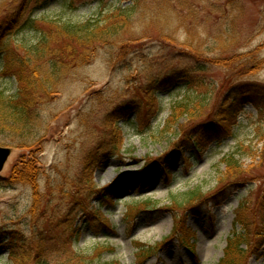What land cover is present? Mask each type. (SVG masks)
Returning <instances> with one entry per match:
<instances>
[{
    "label": "rangeland",
    "instance_id": "374dc122",
    "mask_svg": "<svg viewBox=\"0 0 264 264\" xmlns=\"http://www.w3.org/2000/svg\"><path fill=\"white\" fill-rule=\"evenodd\" d=\"M133 1L39 0L31 3L33 13L26 18L45 14L77 22ZM20 2L0 0V18ZM163 2L167 14L157 26L174 42L161 43L156 36L141 41L143 48L133 54L130 66L119 69H111L113 47L99 48L89 65L62 69L57 93L38 107L37 136L28 141L43 137L40 150L13 148L16 143L0 138V146L12 150L3 178L16 174L22 181L27 162L36 167L33 182L0 181V264H34L19 261L24 253L16 247L42 231L47 264H264L259 214L264 195V0H160L159 5ZM22 34L35 33L27 29ZM17 42L5 41L7 48ZM181 51L221 63L204 64ZM237 53L243 56L232 64ZM254 67L258 71L250 73ZM244 70L249 73L242 77ZM157 73L175 80L157 86L153 105L140 95V86ZM196 78L207 83L196 86ZM186 81L195 83L190 87ZM201 91L212 96L210 110L192 123L179 119L178 131L191 133L185 143L192 139L179 149L184 134L176 138L161 131L174 105ZM243 92L247 103L225 105ZM116 128L123 144L111 155L105 149ZM228 155L239 160L240 174L228 175L223 162ZM93 156L98 161L86 167ZM157 160L163 165L154 168ZM126 174L138 177L130 189L123 184L128 179L119 180ZM119 188L126 192L113 193ZM193 191H200L206 202L172 206L173 197L181 200ZM176 214L186 218L179 221ZM181 229L189 235L186 244L171 239L147 257L139 251L178 238ZM237 237L243 247H236Z\"/></svg>",
    "mask_w": 264,
    "mask_h": 264
},
{
    "label": "trees",
    "instance_id": "16d2710c",
    "mask_svg": "<svg viewBox=\"0 0 264 264\" xmlns=\"http://www.w3.org/2000/svg\"><path fill=\"white\" fill-rule=\"evenodd\" d=\"M34 1L35 3L39 2V0H21L13 9L8 10L6 16L0 18V138L10 139L17 144V148H25L30 150V152L40 150V145L43 141V137L32 142L28 141L35 134L37 136V129L41 119V113L38 111V107L48 102L53 94L57 93L58 84L63 77L62 69L79 68L89 65L97 56L99 48L108 45L113 47L110 60L111 69H119L130 66L133 60V54L143 48L141 41L151 39L153 36H156L161 43L164 40L175 41L172 36L165 35L163 31H160L161 26H157L161 22L159 21L161 16L167 14V6L165 8V2L159 5L160 0H153L151 2L134 0L133 4L127 7H114L106 12L99 13L97 17H91L77 22L51 18L45 14H42L44 16H41L42 18L40 19L26 18L28 13H33L29 8ZM44 5L45 3L42 4V6ZM136 25L145 28L137 33L134 30ZM27 29L35 34L33 36L22 34ZM11 39L18 40V42L14 47L7 48L5 41L8 42ZM191 53H193V57L204 64L221 63V61L217 60L215 62L204 54L189 52V54ZM182 54L189 57V54L186 52L181 51ZM240 56L243 55L238 53L234 54L231 63L235 64L236 59L240 58ZM258 69L257 67L250 68V73H254ZM201 71L200 69L196 72ZM248 73V70H244L242 74L240 73V76L243 77ZM174 80V77H164L157 73L150 78L148 85L140 86L142 92L140 95L154 105L159 97L156 94V89L159 88L157 86L173 84ZM194 81L197 82V78ZM194 81H186V84L193 87ZM206 83L207 81L200 80L196 86L201 85L200 87L202 88ZM244 92L242 95L237 94L235 96L237 97L236 100L232 99L228 103L225 102V105L227 104V106L231 107V105L234 106L237 103L240 105L247 103L245 102ZM211 100L212 96L209 92L204 93L201 91L197 92L195 97L190 99V101L183 100L178 102L174 105L170 116L166 120L165 127L161 132L163 134L173 133V137L176 138L177 135L182 137L184 134L185 137L180 138L179 141L186 140V138L190 137L191 133L187 134V131H182L181 129L178 131V128L181 126L179 125V119L185 118L186 121H190L191 123L197 121L210 110ZM139 111L138 109L136 112L139 113ZM226 111L228 110H224L225 113ZM116 129L117 133H114L112 135L113 137L108 140L111 143L105 149L111 155H114L118 151L117 146L119 147L123 144V139L119 132L121 129ZM147 157L149 158V156ZM97 161L95 156L91 157L86 162V167H91ZM151 161V159H148V162ZM223 162L227 165L228 175H234L235 171L237 172L236 175L240 174L238 169L241 168V165L234 155H228ZM24 169V180L20 181L16 178V174H14L11 179L0 177V181L8 185L25 180L33 182L36 177V167L33 161L27 162ZM150 172L151 170L148 171V173ZM142 174L143 172L141 171ZM130 175H123L119 179L121 180L124 177L128 179V182L124 183L123 181V184L129 189L134 186V182L138 178L137 176L132 178ZM228 175H225L224 178L228 177ZM121 189H116L113 193L123 194L126 192L120 191ZM202 198L203 194L200 191H193L181 200L178 197H173L171 202L172 206L177 208L192 203L191 206L193 207L195 202H206L205 198ZM108 199L105 197V201ZM259 214L262 215L261 221L264 222V195ZM132 215V217L135 216L134 214ZM176 217L177 220L183 221L186 218V214L183 215L182 220L178 214H176ZM241 224L246 228V220H241ZM179 229L180 227L178 225L175 233ZM183 232L184 229H181L177 237L183 244H186L185 240H187L189 235H184ZM171 239L173 238H167L161 246L158 245L154 248L147 249L141 248L140 251H143V256L147 257L159 251L162 246L165 247ZM239 239L237 237L234 241L236 242L237 248L243 247L244 245ZM47 245L48 242L43 231L40 234L34 233L31 238L24 239L16 247L21 255L24 253L23 258H18V260H32L34 264H47L45 258L49 251ZM61 247L64 248V246ZM228 250H230V247ZM16 252L12 251V254ZM26 253L29 254V258H24L27 255ZM244 253L245 250L242 249V254ZM223 264H234V262L228 260Z\"/></svg>",
    "mask_w": 264,
    "mask_h": 264
},
{
    "label": "water",
    "instance_id": "95a60500",
    "mask_svg": "<svg viewBox=\"0 0 264 264\" xmlns=\"http://www.w3.org/2000/svg\"><path fill=\"white\" fill-rule=\"evenodd\" d=\"M11 153H12L11 148L0 147V173L2 172L3 168L5 167L6 162L10 158Z\"/></svg>",
    "mask_w": 264,
    "mask_h": 264
}]
</instances>
